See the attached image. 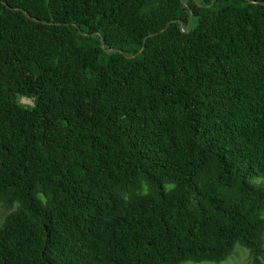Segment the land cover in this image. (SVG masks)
<instances>
[{
    "label": "trees",
    "instance_id": "obj_1",
    "mask_svg": "<svg viewBox=\"0 0 264 264\" xmlns=\"http://www.w3.org/2000/svg\"><path fill=\"white\" fill-rule=\"evenodd\" d=\"M256 177L264 0H0V264H264Z\"/></svg>",
    "mask_w": 264,
    "mask_h": 264
},
{
    "label": "rangeland",
    "instance_id": "obj_2",
    "mask_svg": "<svg viewBox=\"0 0 264 264\" xmlns=\"http://www.w3.org/2000/svg\"><path fill=\"white\" fill-rule=\"evenodd\" d=\"M30 101V100H27ZM255 182L261 183L264 182L263 177H256ZM8 211L0 204V225L3 224V221L7 215ZM184 264H255L253 257L248 249L243 247L242 245L238 244L235 247L234 252L231 256L227 259L222 261H203V262H196V261H188Z\"/></svg>",
    "mask_w": 264,
    "mask_h": 264
},
{
    "label": "water",
    "instance_id": "obj_3",
    "mask_svg": "<svg viewBox=\"0 0 264 264\" xmlns=\"http://www.w3.org/2000/svg\"><path fill=\"white\" fill-rule=\"evenodd\" d=\"M24 12H25V10H23ZM193 13H192V15H191V18H190V20H189V23H188V25H187V28L185 29V31H188V29H189V27H190V24H191V22H192V19H193ZM181 28L183 29V25L181 24ZM166 29V27L163 29V31ZM103 42H104V39L102 38V45H103ZM109 50H115V49H109ZM131 57H133V56H131Z\"/></svg>",
    "mask_w": 264,
    "mask_h": 264
}]
</instances>
